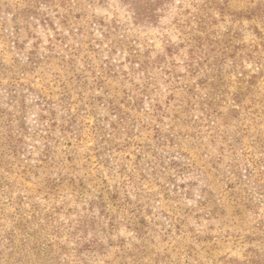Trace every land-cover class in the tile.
<instances>
[{
  "label": "rangeland",
  "instance_id": "obj_1",
  "mask_svg": "<svg viewBox=\"0 0 264 264\" xmlns=\"http://www.w3.org/2000/svg\"><path fill=\"white\" fill-rule=\"evenodd\" d=\"M0 264H264V0H0Z\"/></svg>",
  "mask_w": 264,
  "mask_h": 264
},
{
  "label": "trees",
  "instance_id": "obj_2",
  "mask_svg": "<svg viewBox=\"0 0 264 264\" xmlns=\"http://www.w3.org/2000/svg\"><path fill=\"white\" fill-rule=\"evenodd\" d=\"M142 93V92H141ZM129 102H131V100L132 101H135L131 106H132V108L134 109V110H136V111H138V108L140 107V104H139V101H140V99H139V97H138V95H136V96H134L133 95V97H130L129 99ZM141 102V101H140ZM116 107H118V106H116ZM138 107V108H137ZM237 164H235V166H233V168H232V170H231V172L234 174V176H236V177H240L241 178V172L239 171V167L237 168ZM230 187H234V186H231L230 185ZM234 192H231L230 193V195L231 196H235L234 194L236 193L237 195L239 194V192H237V191H235V190H233ZM249 198H250V196H249ZM250 199H252V198H250ZM94 204H96V205H98L99 204V206L100 205H105L104 203H105V201H104V199L103 198H101V202L100 203H97L96 201H94L93 202ZM83 225H87V224H95V220H94V218H88L87 216H84L83 217Z\"/></svg>",
  "mask_w": 264,
  "mask_h": 264
}]
</instances>
